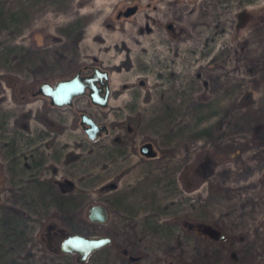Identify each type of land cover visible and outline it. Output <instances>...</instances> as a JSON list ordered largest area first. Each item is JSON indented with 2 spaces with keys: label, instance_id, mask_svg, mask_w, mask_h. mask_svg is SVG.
I'll return each instance as SVG.
<instances>
[{
  "label": "rangeland",
  "instance_id": "374dc122",
  "mask_svg": "<svg viewBox=\"0 0 264 264\" xmlns=\"http://www.w3.org/2000/svg\"><path fill=\"white\" fill-rule=\"evenodd\" d=\"M93 66L105 106L33 93ZM0 264H264V0H0Z\"/></svg>",
  "mask_w": 264,
  "mask_h": 264
},
{
  "label": "water",
  "instance_id": "95a60500",
  "mask_svg": "<svg viewBox=\"0 0 264 264\" xmlns=\"http://www.w3.org/2000/svg\"><path fill=\"white\" fill-rule=\"evenodd\" d=\"M135 5H128L122 10L123 15L133 12ZM120 12H117L119 15ZM48 98L52 105L61 106L70 104L73 96L85 93L90 102L98 106H105L109 93L107 84V70L93 66L88 73L74 72L72 75L57 79L53 83L46 80L40 81L34 92ZM87 138H95L101 131H106L103 123H97L87 113H80L79 120ZM142 154H152L149 143H142L139 146ZM87 218L91 222L101 223L107 218V210L103 204L94 203L89 206ZM110 242L108 235H86L79 232L65 234L59 241L58 248L61 252L75 253L80 260H84L94 249H97ZM137 255H129L135 259Z\"/></svg>",
  "mask_w": 264,
  "mask_h": 264
},
{
  "label": "trees",
  "instance_id": "16d2710c",
  "mask_svg": "<svg viewBox=\"0 0 264 264\" xmlns=\"http://www.w3.org/2000/svg\"><path fill=\"white\" fill-rule=\"evenodd\" d=\"M59 200H60V199H59ZM59 200H58V201H59ZM61 200H62V199H61ZM106 245H107V244H106ZM104 247H105V246H102V247H99V248H104ZM97 249H98V248H97ZM57 251H59V248L57 249Z\"/></svg>",
  "mask_w": 264,
  "mask_h": 264
}]
</instances>
